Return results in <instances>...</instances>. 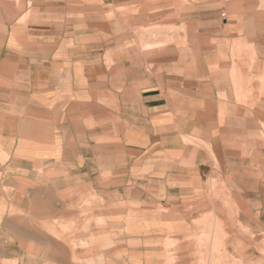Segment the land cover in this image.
I'll list each match as a JSON object with an SVG mask.
<instances>
[{
    "label": "rangeland",
    "instance_id": "374dc122",
    "mask_svg": "<svg viewBox=\"0 0 264 264\" xmlns=\"http://www.w3.org/2000/svg\"><path fill=\"white\" fill-rule=\"evenodd\" d=\"M144 6L148 18L112 30L133 39L135 56L148 55L151 84L164 80L168 105L149 124L163 141L141 155L149 159L142 167L162 169L165 187H139L133 198L149 195L140 203L123 188L86 191L69 204L68 219L51 222L53 233L67 240L69 264H264V0H130L113 10L124 18ZM189 86L194 109L178 106V92L186 100L193 93ZM188 146L201 174L168 179L193 166ZM77 189L64 192L72 198Z\"/></svg>",
    "mask_w": 264,
    "mask_h": 264
},
{
    "label": "crops",
    "instance_id": "0c3cea01",
    "mask_svg": "<svg viewBox=\"0 0 264 264\" xmlns=\"http://www.w3.org/2000/svg\"><path fill=\"white\" fill-rule=\"evenodd\" d=\"M129 1L0 0V264H69L67 240L51 222L68 219L69 204L86 191L123 188L140 203L149 195L133 198L139 187H165L162 169L142 167L149 159L141 155L163 141L149 124L164 113V80L152 85L148 55L135 56L133 39L112 30L148 18L147 6L140 17L117 16L113 9ZM189 45L188 75L195 76L196 44ZM179 93L178 106L197 107L191 86L188 100ZM187 149L193 166L168 179L201 174L196 148ZM68 187L77 195L67 196Z\"/></svg>",
    "mask_w": 264,
    "mask_h": 264
}]
</instances>
